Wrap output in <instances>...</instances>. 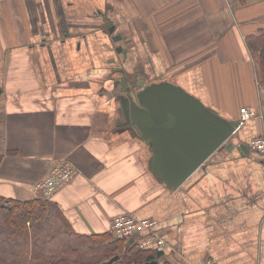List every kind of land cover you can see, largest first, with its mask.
Here are the masks:
<instances>
[{
    "label": "crops",
    "instance_id": "0c3cea01",
    "mask_svg": "<svg viewBox=\"0 0 264 264\" xmlns=\"http://www.w3.org/2000/svg\"><path fill=\"white\" fill-rule=\"evenodd\" d=\"M0 8V197L37 199L35 183L66 161L78 173L51 201L74 233H110L127 213L156 222L166 242L160 264L169 256L264 264V155L239 148L264 135V85L245 43L264 28V0H0ZM143 75L146 84L169 79L228 121L254 112L234 148L216 150L176 190L148 168L149 146L121 129L122 100L109 92ZM143 236L125 248L154 250Z\"/></svg>",
    "mask_w": 264,
    "mask_h": 264
},
{
    "label": "water",
    "instance_id": "95a60500",
    "mask_svg": "<svg viewBox=\"0 0 264 264\" xmlns=\"http://www.w3.org/2000/svg\"><path fill=\"white\" fill-rule=\"evenodd\" d=\"M112 39L118 41L122 37L116 35ZM116 51L125 54L121 47ZM136 72L138 76L142 74L138 69ZM144 76L130 87L126 77H122L125 87L116 91L114 85L109 92L115 101L122 100L123 122L126 127H132V136L149 146L148 168L152 174L160 184L176 190L216 150L234 148L238 122L226 120L169 79L148 80L146 84ZM128 88L133 89L132 96L125 94ZM239 148L247 151L245 145ZM117 258V255L112 257L108 263ZM166 261L180 264L173 256Z\"/></svg>",
    "mask_w": 264,
    "mask_h": 264
},
{
    "label": "trees",
    "instance_id": "16d2710c",
    "mask_svg": "<svg viewBox=\"0 0 264 264\" xmlns=\"http://www.w3.org/2000/svg\"><path fill=\"white\" fill-rule=\"evenodd\" d=\"M245 43L257 65L258 81L264 85V28L246 36ZM126 243L111 233H74L51 199L0 197V264H109L116 255L111 264L161 263L160 252L125 248Z\"/></svg>",
    "mask_w": 264,
    "mask_h": 264
},
{
    "label": "built area",
    "instance_id": "2783aa9c",
    "mask_svg": "<svg viewBox=\"0 0 264 264\" xmlns=\"http://www.w3.org/2000/svg\"><path fill=\"white\" fill-rule=\"evenodd\" d=\"M1 15V8H0ZM253 110L249 108L240 109V122L252 118ZM249 150L264 155V135L251 139L248 143ZM74 166L66 161L53 164L47 176L35 183L33 191L42 200H49L68 181L77 174ZM155 221L150 218H137L131 214H120L114 217L109 225V232L117 239H129L135 235L143 234L140 245L142 247H153L156 251H162L165 246L163 237L154 229ZM194 264H216L213 259L199 260Z\"/></svg>",
    "mask_w": 264,
    "mask_h": 264
},
{
    "label": "flooded vegetation",
    "instance_id": "af4514ba",
    "mask_svg": "<svg viewBox=\"0 0 264 264\" xmlns=\"http://www.w3.org/2000/svg\"><path fill=\"white\" fill-rule=\"evenodd\" d=\"M121 126H122V127H121L122 130L125 129V130L128 131V132H131V131H132V127H130V128H128V126L126 127L125 124H124V122H121Z\"/></svg>",
    "mask_w": 264,
    "mask_h": 264
},
{
    "label": "rangeland",
    "instance_id": "374dc122",
    "mask_svg": "<svg viewBox=\"0 0 264 264\" xmlns=\"http://www.w3.org/2000/svg\"><path fill=\"white\" fill-rule=\"evenodd\" d=\"M156 80L158 79V78H155ZM253 139V138H252ZM263 155V154H262Z\"/></svg>",
    "mask_w": 264,
    "mask_h": 264
}]
</instances>
